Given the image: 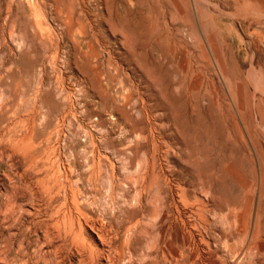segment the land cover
<instances>
[{"label": "rangeland", "instance_id": "374dc122", "mask_svg": "<svg viewBox=\"0 0 264 264\" xmlns=\"http://www.w3.org/2000/svg\"><path fill=\"white\" fill-rule=\"evenodd\" d=\"M259 171L264 0H0V264H264Z\"/></svg>", "mask_w": 264, "mask_h": 264}, {"label": "bare ground", "instance_id": "6f19581e", "mask_svg": "<svg viewBox=\"0 0 264 264\" xmlns=\"http://www.w3.org/2000/svg\"><path fill=\"white\" fill-rule=\"evenodd\" d=\"M82 2H83V1H82ZM79 3H80V2H79ZM79 5L82 6V4H79ZM81 6H80V7H81ZM80 12H81V11H80ZM82 12H83V11H82ZM85 16H86V15H85ZM93 21H94V20H93ZM203 37H204V36H203ZM205 40H206V39H205ZM208 41H209V39H208ZM203 44H204V43H203ZM208 45H209V44H208ZM210 52H211V50H210ZM211 54H212V53H211ZM212 56H213V55H212ZM186 66H187V65H186ZM191 68H192V67H191ZM199 68H200V67H199ZM192 70H193V69H192ZM193 71H194V70H193ZM213 71H214V70H213ZM197 72H198V71H197ZM204 73H205V72H204ZM209 73H210V72H209ZM202 77H203V76H202ZM203 82H204V81H203ZM206 82H207V81H206ZM222 84H223V83H222ZM232 85H233V84H232ZM224 86H225V85H224ZM226 87H227V85H226ZM237 88H238V86H237ZM188 89H189V88H188ZM228 89H229V91L231 92V94L233 95V91L231 90V86H230V85L228 86ZM226 90H227V89H226ZM186 91H187V90H186ZM234 91H235V90H234ZM188 92H189V91H188ZM237 92H238V90H237ZM221 93H222V92H221ZM188 95H189V94H188ZM221 95H222V94H221ZM233 96H234V95H233ZM237 101H238V99H237ZM237 101L235 100L236 104H238ZM240 103L243 104V102H240ZM240 108H242L241 105H240ZM238 119H239V118H238ZM239 121H240V120H239ZM163 156H164V155H163ZM53 163H54V162H53ZM47 168H48V167H47ZM148 168H149V167H148ZM146 170H147V169H146ZM35 172H36V171H35ZM259 172H260V171H259ZM161 174H162V173H161ZM144 175H145V174H144ZM146 175H147V174H146ZM159 175H160V173H159ZM165 176H166V175H165ZM258 176H259V178H258L259 180H258V181H260L261 185H263V184H264V178H263L262 173L260 172V175H258ZM162 177H163V176H162ZM142 180H143V177H142ZM164 181H165V179H164ZM168 181H169V180H168ZM169 182H170V181H169ZM174 182H175V181H174ZM166 183H167V182H166ZM176 183H177V182H176ZM57 184H58V183H57ZM134 184H135V183H134ZM172 184H173V183H172ZM172 184H171V185H172ZM168 185H169V184H168ZM171 185H170V186H171ZM180 185H181V184H180ZM134 186H135V185H134ZM143 187H144V186H143ZM134 188H135V187H134ZM138 190H139V189H138ZM11 191H12V190H11ZM60 191H61V190H60ZM173 192H174V191H173ZM177 192H178V191H177ZM25 193H26V192H25ZM261 193H262V192H260V194H261ZM9 194H10V193H9ZM13 194H14V193H13ZM33 194H34V193H33ZM60 194H61V193H60ZM60 194H59V195H60ZM63 194H64V193H63ZM177 194H178V193H177ZM136 195H137V194H136ZM180 195H181V194H180ZM23 196H24V195H23ZM86 196H87V195H86ZM6 197H7V196H6ZM34 197H35V196H34ZM43 197H44V196H43ZM58 197H59V196H58ZM32 198H33V197H32ZM159 199H160V198H159ZM199 199H200V198H199ZM9 200H10V199H9ZM55 200H56V199H55ZM136 200H137V198H136ZM178 201H179V200H178ZM194 201H195V200H194ZM170 202H171V201H170ZM5 203H6V202H5ZM7 203H8V200H7ZM44 203H45V202H44ZM55 203H56V202H55ZM58 203H59V202H58ZM132 203H133V202H132ZM135 203H136V202H135ZM172 203H173V202H172ZM181 203H182V202H181ZM8 204H9V203H8ZM59 204H60V203H59ZM61 204H65V202H64V203H61ZM195 204H196V203H195ZM204 204H205V203H204ZM5 205H6V204H5ZM38 205H39V204H38ZM54 205H55V204H54ZM134 205H135V204H134ZM201 205H202V204H201ZM63 206H64V205H63ZM65 206H66V205H65ZM139 206H140V203H139ZM176 206H177V205H176ZM182 206H183V205H182ZM205 206H206V205H205ZM55 207H56V206H55ZM39 208H40V207H39ZM140 208H141V207H140ZM178 208H179V207H178ZM5 209H6V207H5ZM54 209H55V208H54ZM62 209H63V207H62ZM39 210H40V209H39ZM49 210H50V209H49ZM65 210H66V209H65ZM206 210H207V209H206ZM62 211H63V210H62ZM69 211H70V208H69ZM71 211H72V210H71ZM45 212H46V211H45ZM75 212H76V211H75ZM61 213H62V212H61ZM35 214H36V213H35ZM65 214H67V213L65 212ZM174 214H175V213H174ZM63 215H64V214H63ZM67 215H68V214H67ZM35 216H36V215H35ZM58 216H59V215H58ZM61 216H62V215H61ZM73 216H74V215H73ZM30 217H31V216H30ZM63 217L65 218V215L62 216V219H63ZM109 217H110V216H109ZM143 217H145V216H143ZM143 217H142V218H143ZM147 217H148V216H147ZM175 217H176V216H175ZM33 218H34V217H33ZM66 218H67V216H66ZM78 218H79V217H78ZM98 218H99V216H98ZM164 218H165V217H164ZM43 219H44V218H43ZM69 219H70V218H69ZM69 219L67 218V220L70 221L69 224H71L72 221L69 220ZM74 219H75V218H74ZM74 219H72V220H74ZM79 219H80V218H79ZM82 219H83V218H82ZM104 219H105V218H104ZM116 219H117V218H116ZM181 219H182V218H181ZM206 219H207V218H206ZM33 220H34V219H33ZM55 220H56V219H55ZM65 220H66V219H65ZM91 220H92V219H90V222L93 221V220H92V221H91ZM96 220H97V219H96ZM105 220H106V219H105ZM146 220H147V219H146ZM172 220H173V218H172ZM182 220H183V219H182ZM182 220H181V221H182ZM187 220H188V219H187ZM94 221H95V220H94ZM117 221H118V220H117ZM156 221H157V220H156ZM176 221H177V220H176ZM7 222H8V221H7ZM14 222H15V221H14ZM48 222H49V221H48ZM78 222H79V220H77V223H78ZM103 222H104V221H103ZM137 222H138V221H137ZM177 222H178V221H177ZM82 223H83V222H82ZM84 223H85V222H84ZM84 223H83V224H84ZM86 223H87V222H86ZM92 223H93V222H92ZM92 223H91V224H92ZM95 223H96V221H95ZM97 223H98V222H97ZM107 223H108V222H107ZM126 223H127V222H126ZM17 224H18V223H17ZM47 224H48V223H47ZM65 224H67V222H66ZM98 224H99V223H98ZM100 224H101V222H100ZM182 224H183V222H182ZM188 224H189V223H188ZM194 224H195V223H194ZM23 225H24V224H23ZM58 225H59V224H58ZM67 225H68V224H67ZM67 225H65V226H67ZM77 225H78V224H77ZM80 225H81V223H80ZM96 225H97V224H96ZM110 225H111V224H110ZM169 225H170V224H169ZM70 226H71V225H70ZM74 226H76V225H73V223H72V228H74ZM83 226H84V225H83ZM86 226H88V228H90V231H91L92 233H94L95 230L99 233V234H96V236H97L96 238H95L94 236H91L90 233H89L90 236H88V235H86V234H87V231H89V229L86 230V232H85L86 234H84L82 230L85 231L86 228L84 229V228L81 227V228H82L81 233H83L84 236H85V235L88 236V238H89V239H88V238L86 237V241H87V239L90 240V241L87 242V245H89L88 247L90 248V247L92 246L91 244H93L94 247H98V245H100V247L102 246L103 249H102L101 251L107 249V247H106L105 249H104V247H103V244H106V239H104L105 235H104V237H102L103 235H102L100 232L103 233V231H105V230H106V231H109V232L111 233V234H109V232H108V234H109V236H110V235H112V232L110 231V229H109V230H107V229L103 230V228H102V229H101V227H100V228H97V226L95 227L93 224L90 225V227H89L88 224H87ZM99 226H100V225H99ZM114 226H115V224H114ZM174 226H175V225H174ZM32 227H33V226H32ZM48 227H49V226H48ZM76 227H77V226H76ZM84 227H85V226H84ZM102 227H103V226H102ZM130 227H131V226H130ZM194 227H195V226H194ZM197 227H198V226H197ZM11 228H12V227H11ZM14 228H15V227H14ZM38 228H39V227H38ZM45 228H47V227H45ZM68 228H69V226H67V229H68ZM77 228H78V227H77ZM110 228H111V227H110ZM117 228H118V227H117ZM223 228H224V227H223ZM168 229H172V226H171L170 228H168ZM50 230H51V229H50ZM113 230L116 231V232H113V235H114V233H117V234H118L117 230H115V229H113ZM173 230H174V229H173ZM192 230H193V229H192ZM76 231H77V229H76ZM76 231L74 232V230H73V232H74L73 235H75ZM106 231H105V232H106ZM118 231H119V230H118ZM196 231H197V229H196ZM26 232H27V231H26ZM29 232H30V231H29ZM38 232H39V231H38ZM40 232H41V231H40ZM48 232H49V231H48ZM55 232H56V231H55ZM97 232H95V233H97ZM166 233H167V232H166ZM26 234H27V233H26ZM76 234H77V233H76ZM83 234H82V235H83ZM100 234H101L102 236H101ZM104 234H105V233H104ZM14 235H15V234H14ZM46 235H48V234L46 233ZM53 235H54V234H53ZM71 235H72V234H71ZM79 235H80V234H79ZM170 235H172V234H170ZM189 235H191V234H189ZM193 235H194V234H193ZM69 236H70V234H69ZM80 236H81V235H80ZM84 236H82V237H83V239L85 240V237H84ZM106 236H107V235H106ZM117 236H118V235H117ZM128 236H130V234H129ZM249 236H250V235H249ZM47 237H49V236H47ZM47 237H44V238H47ZM71 237H72V236H71ZM71 237H70V238H71ZM82 237H81V238H82ZM110 237H111V236H110ZM112 237H113V236H112ZM114 237H115V236H114ZM130 237H131V236H130ZM169 237H170V236H169ZM171 237H172V236H171ZM24 238H25V237H24ZM51 238H52V237H50V239H51ZM76 238H78V237H76ZM94 238H95V239H94ZM107 238H108V237H107ZM127 238H128V237H127ZM202 238H203V237H202ZM14 239H15V238H14ZM33 239H34V238H33ZM50 239H49V240H50ZM60 239H61V238H60ZM63 239H64V238H63ZM37 240H38V239H37ZM43 240H45V239H43ZM66 240H67V239H66ZM66 240H65V241H66ZM104 240H105V241H104ZM109 240H110V239H109ZM109 240H108L107 242H109ZM116 240H117V239H116ZM116 240H115V241H116ZM124 240H125V239H124ZM124 240H123V241H124ZM170 240H171V239H170ZM178 240H179V239H178ZM207 240H209V239H207ZM21 241H22V240H21ZM51 241H53V238H52ZM51 241H50V243H52ZM112 241H113V240H112ZM112 241H111V243L113 244ZM127 241H128V240H127ZM159 241H160V239H159ZM159 241H158V242H159ZM163 241H164V240H163ZM200 241H201V240H200ZM203 241H204V240H203ZM48 242H49V241H47V243H48ZM59 242H60V241H59ZM89 242H91V244H89ZM187 242H188V241H187ZM204 242H205V241H204ZM204 242H203V243H204ZM27 243H28V242H27ZM56 243H57V242H56ZM66 243H67V242H66ZM83 243H84V242H83ZM117 243H118V242H117ZM123 243H124V242H123ZM155 243H156V242H155ZM164 243H165V242H164ZM164 243H163V244H164ZM169 243H170V242H169ZM172 243H173V242H172ZM200 243H201V242H200ZM224 243H225V242H224ZM36 244H37V243H36ZM45 244H46V243H45ZM62 244H63V243H62ZM69 244H70V243H69ZM156 244H158V243H156ZM176 244H177V243H176ZM206 244H207V242H206ZM206 244H205V246H206ZM49 245H51V244H49ZM65 245H66V244H64V246H65ZM87 245H86V248H88ZM90 245H91V246H90ZM107 245H108V244H106V246H107ZM109 245L111 246V244H109ZM109 245H108V247H109ZM113 245H114V244H113ZM158 245H159V244H158ZM167 245H168V244H167ZM224 245H225V244H224ZM41 246H42V245H41ZM41 246H40V247H41ZM47 246H48V245H47ZM62 246H63V245H62ZM93 246H92V247H93ZM116 246H117V245H116ZM118 246H119V245H118ZM118 246H117V247H118ZM159 246H160V245H159ZM169 246H172V248H173V244H171V245H169ZM179 246H180V245H179ZM201 246H202V245H201ZM203 246H204V245H203ZM59 247H60V245H59ZM80 247H81V246H80ZM94 247L92 248V250L94 249ZM100 247H98L97 249H99ZM111 247H112V246H111ZM113 247H114V246H113ZM113 247H112V248H113ZM198 247H199V246H198ZM224 247H225V246H224ZM14 248H15V247H14ZM57 248H58V247H57ZM112 248H110V251H111ZM122 248H123V246H122ZM187 248H188V247H187ZM212 248H213V246H212ZM48 249H49V248H48ZM65 249H66V248H65ZM75 249H76V248H75ZM78 249H79V248H78ZM115 249H116V248H114L113 250H115ZM166 249H167V246H166V245H162L160 250H161V252H162V256H163V254H164V255L169 259L168 256H169L170 254H167V253H166L168 256L165 254ZM170 249H171V248H170ZM190 249H191V248H190ZM204 249H205V248H204ZM210 249H211V248H210ZM224 249H226V248H224ZM55 250H56V249H55ZM57 250H58V249H57ZM60 250H61V248H60ZM67 250H68V249H67ZM76 250H77V249H76ZM79 250H80V249H79ZM95 250H96V249H94L93 251H95ZM108 250H109V249H108ZM156 250H157V249H156ZM25 251H26V250H25ZM65 251H66V250H65ZM71 251H72V250H71ZM81 251H82V250H81ZM96 251H97V250H96ZM98 251H100V249H99ZM98 251H97V252H98ZM101 251H100V254L102 253ZM116 251H118V250H116ZM170 251H171V250H170ZM193 251H194V250H193ZM39 252H40V251H39ZM76 252H77V251H76ZM84 252H85V251H84ZM103 252H104V251H103ZM108 252H109V251H108ZM114 252H115V251H114ZM161 252H160V255H161ZM203 252H204V251H203ZM40 253H41V252H40ZM66 253H67V252H66ZM73 253H74V252H73ZM80 253H81V252H80ZM85 253H86V252H85ZM85 253H84V254H85ZM106 253H107V252H106ZM176 253H177V252H176ZM201 253H202V252H201ZM14 254H15V253H14ZM38 254H39V253H38ZM44 254H45V253H44ZM49 254H51V253L49 252ZM81 254H83V251H82ZM98 254H99V253H98ZM102 254L104 255V253H102ZM102 254H101V255H102ZM113 254H114V253H113ZM117 254H118V253H115L114 256L117 255ZM173 254H174V252H173ZM181 254H182V253H181ZM17 255H18V254H17ZM24 255H25V254H24ZM55 255H57V254L55 253ZM60 255H61V254H60ZM64 255H65V254H64ZM78 255H79V254H78ZM101 255H100V256H101ZM111 255H112V254H111ZM177 255H179V254H177ZM228 255H229V254H228ZM228 255H227V256H228ZM42 256H43V255H42ZM45 256H46V255H45ZM50 256H51V255H50ZM79 256H80V255H79ZM81 256H82V255H81ZM96 256H97V255H96ZM104 256H105V255H104ZM112 256H113V255H112ZM193 256H194V255H193ZM233 256H234V255H233ZM40 257H41V256H40ZM51 257H52V256H51ZM56 257H57V256H56ZM65 257H66V256H65ZM67 257H68V255H67ZM97 257H98V256H97ZM108 257H109V258L111 259V261H112V260H114V259H118L119 254H118V257H115L114 259H112L113 257L111 258V256H109V254H108ZM170 257H171V256H170ZM175 257H176V256H175ZM49 258H50V257H49ZM83 258H84V257H83ZM101 258H102V257H101ZM101 258H100V259H101ZM109 258H108V260H109ZM160 258H161V257H160ZM228 258H230V257H228ZM54 259H56V258H54ZM54 259H53V262H54ZM74 259H75V258H74ZM81 259H82V258H81ZM100 259L98 258V260H100ZM143 259H144V258H143ZM162 259H163V258H162ZM173 259H174V258H173ZM244 259H245V258H244ZM60 260H61V259H60ZM89 260H90V259H89ZM91 260H92V259H91ZM96 260H97V259H96ZM164 260H165V259H164ZM166 260H167V259H166ZM169 260H170V259H169ZM169 260H168V261H169ZM175 260H176V258H175ZM193 260H194V259H193ZM1 261H3V260H1ZM73 261H74V260H73ZM79 261H81V260L79 259ZM111 261H110V262H111ZM121 261H122V260H121ZM171 261H172V260H171ZM46 262H48V261H46ZM50 262H51V259H50ZM57 262H58V261H57ZM59 262H60V261H59ZM81 262H82V261H81ZM89 262H90V261H89ZM94 262H95V261H94ZM99 262H100V261H98V263H99ZM102 262H103V261H102ZM106 262H107V261H106ZM108 262H109V261H108ZM108 262H107V263H108ZM162 262H163V261H162ZM172 262H173V261H172ZM191 262H192V261H191ZM202 262H203V261H202ZM233 262H234V261H233ZM65 263H66V261H65ZM117 263L120 264L119 261H118ZM117 263H116V261L113 262V264H117ZM122 263H123V262H122ZM127 263H128V262H127ZM54 264H56V263H54ZM78 264H81V263H78ZM100 264H101V262H100ZM102 264H104V262H103ZM109 264H110V263H109ZM164 264H165V263H164ZM167 264H168V262H167ZM171 264H172V263H171ZM174 264H175V263H174ZM224 264H225V263H224Z\"/></svg>", "mask_w": 264, "mask_h": 264}]
</instances>
